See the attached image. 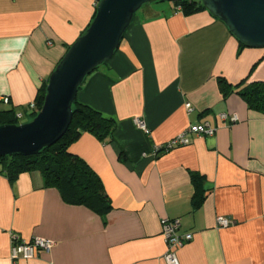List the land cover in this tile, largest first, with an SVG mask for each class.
<instances>
[{"label":"crops","instance_id":"obj_1","mask_svg":"<svg viewBox=\"0 0 264 264\" xmlns=\"http://www.w3.org/2000/svg\"><path fill=\"white\" fill-rule=\"evenodd\" d=\"M95 12L93 0H0V110L26 113ZM259 81L264 48L241 47L208 10L185 15L174 2L143 5L77 96L116 123L111 141L86 132L70 147L100 176L112 208L69 203L40 171L12 181L0 165V264H167L164 218L181 219L180 232L193 233L177 251L180 264H264V113L237 92ZM204 122L218 128L215 135L155 153ZM192 172L205 179L198 208ZM219 217L233 224L218 227ZM14 233L53 245L13 260Z\"/></svg>","mask_w":264,"mask_h":264},{"label":"water","instance_id":"obj_2","mask_svg":"<svg viewBox=\"0 0 264 264\" xmlns=\"http://www.w3.org/2000/svg\"><path fill=\"white\" fill-rule=\"evenodd\" d=\"M152 1L176 0H100L89 27L50 74L37 115L21 124H0V157L37 155L65 135L86 78L114 56L136 13ZM201 2L240 42L247 47L264 48V0Z\"/></svg>","mask_w":264,"mask_h":264},{"label":"trees","instance_id":"obj_3","mask_svg":"<svg viewBox=\"0 0 264 264\" xmlns=\"http://www.w3.org/2000/svg\"><path fill=\"white\" fill-rule=\"evenodd\" d=\"M174 3L176 12L179 11L185 15L207 10L201 0H176ZM95 15L96 12L94 17ZM240 46L247 47L242 42ZM220 82L223 87H228L225 80ZM47 84L48 79L38 91L34 102L35 108H29L26 111L28 121L32 120L41 109ZM237 92L252 109L264 113V82L249 83ZM73 112L69 129L56 144L44 148L37 155L17 154L0 157L1 172H5L13 181L22 172L40 171L45 184L58 189L67 202L83 204L99 213H106L112 208V203L102 179L83 158L73 153L70 147L86 132L93 134L101 142L111 141L116 123L92 107L79 103L78 100L73 105ZM19 120L14 109L0 110V124H20ZM191 178L196 188L193 203L194 207L198 208L205 199L206 190L203 187L205 179L197 172H192Z\"/></svg>","mask_w":264,"mask_h":264},{"label":"built area","instance_id":"obj_4","mask_svg":"<svg viewBox=\"0 0 264 264\" xmlns=\"http://www.w3.org/2000/svg\"><path fill=\"white\" fill-rule=\"evenodd\" d=\"M100 0H93L95 7L98 6ZM179 12V11H178ZM3 100V99H2ZM5 102H8V98H4ZM186 106L191 109V104L187 103ZM30 109L35 108V104L29 105ZM22 114H18L17 117L22 118ZM221 119L230 123H235L239 120L236 113H222ZM136 123L146 132H149L145 122L142 119L136 118ZM218 128L213 126L209 122L196 123L190 125L185 131L176 135L173 139L165 144L157 145L154 147L155 153L161 150L172 149L176 145H187L191 141V137L194 135H207L213 136L216 134ZM233 224V220L228 217H219L217 221L218 227H229ZM162 235L167 244V249L164 255V259L167 264H180L177 251L180 247L184 246L187 242L193 239V233L186 232L181 233V219L179 218H164L161 220ZM53 245V241L48 238L35 237L32 240L21 239L18 234H12V247L11 258L17 259H31L36 257V254L40 250H50Z\"/></svg>","mask_w":264,"mask_h":264},{"label":"rangeland","instance_id":"obj_5","mask_svg":"<svg viewBox=\"0 0 264 264\" xmlns=\"http://www.w3.org/2000/svg\"><path fill=\"white\" fill-rule=\"evenodd\" d=\"M3 105H1L0 107H2ZM18 114H24V118L19 120V123H25L28 122L29 118L27 117L26 113L24 110H22L21 112L17 113Z\"/></svg>","mask_w":264,"mask_h":264}]
</instances>
